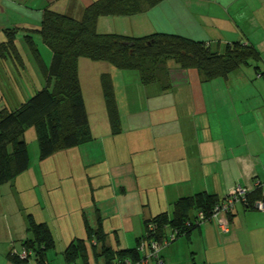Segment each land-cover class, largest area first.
Returning a JSON list of instances; mask_svg holds the SVG:
<instances>
[{
	"label": "crops",
	"instance_id": "0c3cea01",
	"mask_svg": "<svg viewBox=\"0 0 264 264\" xmlns=\"http://www.w3.org/2000/svg\"><path fill=\"white\" fill-rule=\"evenodd\" d=\"M93 1L0 0V31L38 28L46 8L81 18ZM95 28L130 36L173 32L221 49L240 40L254 44L264 61V0H162L138 14L102 15ZM41 47L49 67L50 48ZM156 71L143 81L134 70L81 58L93 138L43 159L37 148L29 168L0 185V264H14L12 249L31 237L30 215L54 237L49 264H68L72 243L85 250L76 264H105L104 249L136 247L147 220L171 214L181 197L208 192L225 198L242 186L259 189L264 199V67L246 65L212 80L170 61ZM104 72L112 75L121 118L116 133L100 80ZM37 81L44 86L45 75ZM160 257L168 264H264V211L238 202L232 212L178 236ZM26 264H36L35 256Z\"/></svg>",
	"mask_w": 264,
	"mask_h": 264
},
{
	"label": "trees",
	"instance_id": "16d2710c",
	"mask_svg": "<svg viewBox=\"0 0 264 264\" xmlns=\"http://www.w3.org/2000/svg\"><path fill=\"white\" fill-rule=\"evenodd\" d=\"M161 1L95 0L86 6L81 18L50 8L44 10L40 26L28 29L25 39L46 77V84L17 109L5 108L0 111V185L29 168V146L24 137L29 128L36 130L41 159L93 138L79 75L81 58L110 63L118 69L137 70L143 81L155 78L156 70L169 61L183 69L197 70L204 80L226 78L246 65H253L257 70L261 68L262 55L250 42L232 41L221 49L204 40L173 32L130 36L101 33L95 28L96 20L102 15H134L147 11ZM4 32L6 39H0L1 56L12 50L22 61L16 44L18 28L9 27ZM35 32L41 34L52 50L49 67L35 44L32 35ZM100 80L111 129L116 133L121 129V118L113 78L110 73L104 72ZM260 195L259 189L250 191L248 205L253 206L261 198ZM223 199L208 192L179 198L171 214L162 212L147 220L145 232L150 223H154L155 230L148 231V236L144 233L136 247L104 249L101 255L105 264H117L127 258L137 262L141 258L138 247L144 238L153 236L162 240L169 230H178V236L189 234L197 227L195 222L199 213L210 219ZM27 231L31 237L23 241L22 246L33 253L22 259L11 252L9 258L14 264H26L34 255L36 264H49L47 253L55 246V241L48 225L38 223L30 215ZM82 255H85V250L81 243H72L66 249L68 264H76Z\"/></svg>",
	"mask_w": 264,
	"mask_h": 264
},
{
	"label": "rangeland",
	"instance_id": "374dc122",
	"mask_svg": "<svg viewBox=\"0 0 264 264\" xmlns=\"http://www.w3.org/2000/svg\"><path fill=\"white\" fill-rule=\"evenodd\" d=\"M6 28L9 27L7 26ZM5 29L0 31V39H6ZM26 34L27 33L23 29L19 28L16 37V44L21 54L22 61L21 59L19 60L17 54L12 50L11 52L6 51L5 56H1L0 54V111L5 108L11 110L17 109L44 87L38 84L37 77L38 74H42V70L38 65L34 53L31 51V47L25 39ZM32 35L34 36L35 44L38 47L39 45L42 46L43 52H46L45 46H47L48 49L50 48L43 41L40 33L35 32L32 33ZM225 45L226 43H224L222 47ZM48 51L51 52V58L49 60L50 65L52 61V50L50 51L49 49ZM44 55L46 54L44 53ZM259 65L263 68L264 61H260ZM134 71L138 72L137 70ZM24 137L29 144L30 155L34 157L35 152L37 153V148L39 149V141L34 127L29 128ZM51 264H58V262H51ZM93 264L97 263L94 261ZM99 264H102V261L99 262Z\"/></svg>",
	"mask_w": 264,
	"mask_h": 264
},
{
	"label": "built area",
	"instance_id": "2783aa9c",
	"mask_svg": "<svg viewBox=\"0 0 264 264\" xmlns=\"http://www.w3.org/2000/svg\"><path fill=\"white\" fill-rule=\"evenodd\" d=\"M250 190L247 188H244L242 186H237L234 188L229 195H227L219 205H217L214 209V213L212 214V217L206 218L204 217V214L201 212L198 215V219L195 222L196 225H200L204 223L205 221L212 220L214 218H217L221 213H229L231 210L234 209L236 204L238 202H243L248 205V193ZM253 207L258 208L262 211H264V199H259L254 202ZM188 225H191L190 222L187 223ZM220 226L222 231L228 232L229 226L227 221H221ZM155 225L154 223H150L148 226V231H154ZM145 232L148 236L149 232ZM150 234V233H149ZM179 231L178 230H170L168 235L165 236L162 240H157L156 238L149 237L144 238L141 240L139 244V251L143 254L137 262H133L132 260L126 259L124 262H118L117 264H148L149 261L153 258L157 259L158 264H168L160 257V251L161 249L168 245L171 241L176 239L178 237ZM12 253L18 254L20 258L25 259L28 258L29 255H31L33 252L31 250H28L24 246H22L21 249H12Z\"/></svg>",
	"mask_w": 264,
	"mask_h": 264
}]
</instances>
